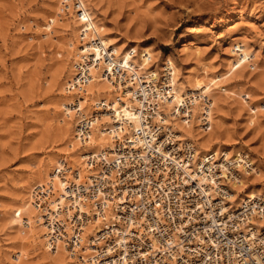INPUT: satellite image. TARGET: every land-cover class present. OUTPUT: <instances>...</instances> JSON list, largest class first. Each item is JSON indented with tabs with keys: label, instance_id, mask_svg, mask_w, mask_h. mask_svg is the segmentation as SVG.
I'll return each mask as SVG.
<instances>
[{
	"label": "rangeland",
	"instance_id": "rangeland-1",
	"mask_svg": "<svg viewBox=\"0 0 264 264\" xmlns=\"http://www.w3.org/2000/svg\"><path fill=\"white\" fill-rule=\"evenodd\" d=\"M63 1L0 0V264H57L36 228L23 226L22 213L32 208L34 186L46 181L37 177L52 158L75 166L65 153L74 124L65 133L59 104L77 74L83 25L79 14L65 13ZM80 1L119 60L129 53L132 63L145 70L153 64L158 75L169 59L180 82L192 72L207 76L215 101L209 133L249 156L260 174L239 169L240 178L264 195V0ZM240 46L247 62L231 70L237 60L231 49ZM248 192L236 191V198Z\"/></svg>",
	"mask_w": 264,
	"mask_h": 264
},
{
	"label": "built area",
	"instance_id": "built-area-1",
	"mask_svg": "<svg viewBox=\"0 0 264 264\" xmlns=\"http://www.w3.org/2000/svg\"><path fill=\"white\" fill-rule=\"evenodd\" d=\"M63 6L67 15L84 13L80 0H64ZM81 39L86 41V32ZM104 56L106 63L115 60L112 51ZM78 58L77 75L68 85L75 105L86 93L82 86L92 80L89 65L96 62L93 56ZM123 64L103 72L104 78L120 88L121 98L132 85L141 127L126 125L127 133L114 135L112 150L88 153L91 175L82 177L65 157L46 184L34 187L31 205L47 230L49 248L64 246L72 264H264V229L255 225L264 220V198L233 207L230 172L240 178L239 169L199 159L197 144L179 141L166 125L160 108L169 92L166 76L155 80L152 70L140 76L134 65ZM190 102L179 118L191 114ZM210 104L207 99L206 110ZM109 106L93 105L96 113L76 118L82 147L90 140L98 109ZM28 225L25 219L23 226Z\"/></svg>",
	"mask_w": 264,
	"mask_h": 264
},
{
	"label": "bare ground",
	"instance_id": "bare-ground-1",
	"mask_svg": "<svg viewBox=\"0 0 264 264\" xmlns=\"http://www.w3.org/2000/svg\"><path fill=\"white\" fill-rule=\"evenodd\" d=\"M81 2L84 7V13L82 16L81 15L79 16V19L81 24L83 25V28L85 29L80 31V34L81 32L84 31V33L86 32V37L93 36L94 39L86 42H84V40L82 39L79 40L84 43L82 44V47H80L79 49V55L81 57L84 55L96 57L95 59L96 62H92L93 65L92 64L89 65V70L92 80L89 82V84L82 86L86 93L83 94L80 98H78V102H77L78 104L76 105L74 104L75 96L72 95L73 93L68 91L69 89L68 85L75 80V76L77 75L76 74L73 76V78H71L68 81L66 85V91L69 97L66 98L63 102L61 103L59 102L60 103L59 109L64 114L61 123L64 126L65 133H68L69 130L71 132V129L73 127L72 123L74 124V128H75L74 130L75 136L73 137L65 136L66 141L69 143V147L67 149V152L65 153L66 155L71 156L75 164L74 167L80 169L81 176L84 177V176H89L92 173V171L89 170V168L86 166L85 163L88 153L91 152L99 153L100 151H103L105 149L112 150L113 138L114 135L117 133V131L120 130L123 133H127L128 131L127 126L129 127L131 126L133 129H140L141 127V119L139 113L136 110L138 109L137 99L135 98V95L131 89L132 85L125 87L127 98H121V93L119 92L120 88L113 86L109 80H106L104 78L105 75L103 74V72L106 71L112 72L114 67L117 66V64L122 65L123 63H124L123 65L129 69H131L132 66L134 65L137 68V75L140 76L142 72L145 71V69H142V66H138L132 63L131 55L129 53L124 54L122 60L118 59L119 57L116 56V52L118 51L111 44V40H109L102 33L100 27L94 22L91 15L88 13L84 2L83 1ZM110 51H112V56H115V60L113 62L106 63L104 60L105 59L104 54L105 53L107 54ZM231 54L237 58V60L233 64H231V70H235L247 62L248 54L243 47L240 46V47L232 48ZM152 68H153V64L148 66L147 69L152 70V73L155 75V80H158L160 77H164V76L167 77L168 81L166 83H167V87L169 88L168 89L169 92L165 97L164 105L161 106L160 108H162L164 111L163 114L165 115L164 120L166 121V125L169 126V128L173 132H176L178 134L177 137L179 141L191 140L197 143V145L200 142L201 147L199 148L198 146L196 150L199 159H204V161L206 160L207 162H212L215 164L221 163V160L223 163L229 162L231 163V165H235L238 169L243 171L248 176H250L253 173L257 175L260 174L258 169L255 168L254 162L249 158V156L245 155V152L241 150V147L228 149L225 147V145H219V143H221L222 140L216 137L215 133H209L212 130V125H213V110H214L215 101L214 99H211V95H210L211 87L208 86L206 80L207 76L206 77L203 76L199 71L192 72L190 76L185 79L184 82H180L179 81L180 79L176 77V71L179 70L177 66L169 59L166 61L162 73L158 72L157 75L155 69ZM96 84L97 86L93 87V85ZM185 90H188V94L186 95L184 94ZM113 93L116 94L113 95ZM91 95L95 97L88 98ZM70 96H73L72 103L69 102ZM132 98H134L135 99L134 101L136 102L130 101V99ZM207 99L211 101V104L209 105V108L206 110L204 105ZM187 100L191 101L190 102L191 106L190 107L188 106L190 108L191 114H186L179 118L178 116L181 114L180 110L183 107L185 108L186 105L185 102ZM89 101H92V103L89 104ZM119 101H121V103ZM103 102L108 103L110 106L109 108L98 109L96 115V125L93 128L90 140L89 142L84 144L85 147H82L79 138L76 134L77 132L76 118L81 117L82 115L88 116L94 112L96 113V110H93V105L100 106V104ZM198 104L200 106V110L197 112V108L195 109V106H198ZM89 108H92L93 110L91 113H88ZM160 115L161 113L160 114L158 113L156 117H159ZM204 115H206V118L204 119L208 121V123L206 124L208 125V127L205 129H204L205 124L202 123ZM187 118H189V120ZM195 123L196 126H198L196 128L193 126ZM98 129H100L99 132ZM75 139L76 141L79 142L78 144L77 142H75ZM209 156L211 157L209 158ZM223 157H225L224 160ZM60 161L61 160L58 158L57 159L52 158L51 161L48 162L47 165L45 166L44 174L40 176L38 175L39 177H37L36 181H40L43 183L46 179L44 183L46 184L51 178L53 173L52 171L49 174V169H51V167L54 165H59ZM229 170L230 169H225V171H229ZM240 170L238 171L240 172ZM47 175L48 177H46ZM224 176H226V172L224 173ZM230 176L234 178L233 179L234 182L231 184L233 191L232 194L229 196L230 202L233 204V207L240 206V205L235 206L234 202L236 201L238 202V204H241L242 202L246 201V199L249 198L251 200H254L257 197L264 198V195L262 194L263 191L261 190V188H256L254 185L252 187H250V185H246L241 180L242 177L239 178L238 176H233L232 172H230ZM230 176H227L228 179H230ZM60 184H61L60 181L56 179L55 185L58 189H61ZM29 187L30 184L29 186L26 187V189L28 190ZM248 189L250 190V192H248L246 195L236 198L235 195L236 191L242 193ZM31 198H32V194H31ZM32 208L28 209L26 213H22L23 215L22 217H24L23 218L24 220L27 219L29 221L28 226H30L31 224L32 227L36 228L40 241L44 242L45 239L47 246L49 247V244L47 242V230L38 220V212L34 208L33 209ZM22 224H24V221ZM255 225H257L258 230L264 229V220L255 222ZM43 229H44V233H43ZM88 232L89 234L93 233L92 230H89ZM50 251L53 253L54 255L53 259L57 264L73 263L64 246L58 245L55 250L50 249ZM66 253L69 261L66 260ZM18 259L19 256L14 257L15 261H18Z\"/></svg>",
	"mask_w": 264,
	"mask_h": 264
}]
</instances>
